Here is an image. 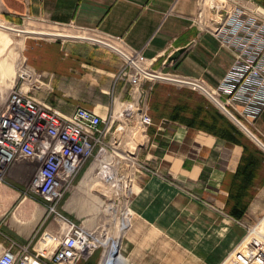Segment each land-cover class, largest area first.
I'll return each instance as SVG.
<instances>
[{"label": "crops", "instance_id": "1", "mask_svg": "<svg viewBox=\"0 0 264 264\" xmlns=\"http://www.w3.org/2000/svg\"><path fill=\"white\" fill-rule=\"evenodd\" d=\"M237 4L264 13V0H0V17L139 51L147 71L213 93L233 60L214 30L224 7ZM21 54L28 76L17 89L62 114L81 105L113 118L112 128L122 126L119 153L134 155L130 167L120 161L110 170L86 161L55 211L29 189L37 162L14 161L0 177V254L26 247L48 263L69 222L97 237L74 264H107L115 248L113 264H218L238 245L264 249V150L201 90L148 75L132 85L126 59L92 41L30 36ZM3 67L13 72L7 60ZM240 119L264 143V109ZM113 170L141 173L127 185ZM92 188L112 199L105 211L119 212L115 234L106 222L80 220ZM240 254L249 264L250 251Z\"/></svg>", "mask_w": 264, "mask_h": 264}, {"label": "built area", "instance_id": "2", "mask_svg": "<svg viewBox=\"0 0 264 264\" xmlns=\"http://www.w3.org/2000/svg\"><path fill=\"white\" fill-rule=\"evenodd\" d=\"M224 9V22L214 33L231 47L233 60L212 94L239 119H255L264 109V15L242 4ZM127 55L132 63L126 62L134 69L129 73V81L136 85L141 76L147 75L133 63L141 67L145 57L139 51ZM18 75L28 76L23 68ZM112 119L81 105L62 114L20 90L11 91L0 106V177L16 160L36 161L29 189L47 203L49 211H55L86 161L106 170L120 161L131 162L130 155L134 154L130 151L119 153L120 139L115 132L122 126L112 128ZM148 120L146 114L140 116L141 124ZM96 241L93 232L69 222L48 263L35 260L22 247L16 253L4 250L0 264H74ZM239 256L247 264V257ZM263 256L264 249H258L251 256L252 263L264 264Z\"/></svg>", "mask_w": 264, "mask_h": 264}, {"label": "rangeland", "instance_id": "3", "mask_svg": "<svg viewBox=\"0 0 264 264\" xmlns=\"http://www.w3.org/2000/svg\"><path fill=\"white\" fill-rule=\"evenodd\" d=\"M4 21L7 23L6 25L18 27L25 29L26 27L29 28V30H41V31H50V29H47V25L38 24L36 22H33L31 20H20L19 22H12L8 21L2 17H0V23ZM38 25H42L43 27H35ZM30 36H36V35H30V34H23V33H16V32H6L4 30H0V71L3 67V61H8V68L6 71H13L11 72H5V69L3 72H0V106L3 104L4 99L7 97V95L13 91V90H19L16 88L18 81L20 79L19 77V70L20 64L22 62V54H21V48L24 46L25 39ZM2 66V68H1ZM13 75V76H12ZM120 110V108H119ZM124 163H128V166L130 167V161H125ZM128 167V170H129ZM113 177L115 179H121L122 181L126 180L127 185H129V181H134V178H136L137 173H141V171H125L121 172V175L116 174V171H112ZM102 175V174H101ZM122 177V178H121ZM165 178L169 181H172L170 176H165ZM98 178H96V181ZM100 180V179H99ZM113 180H111L112 182ZM173 182V181H172ZM102 184V182H98V186ZM109 185V183H108ZM88 192L83 195V209L81 211V219H85L88 223V225H95L97 223H104L106 222V225L109 229L112 230L113 234L116 233V225L119 219V212L116 213L115 218L112 217V214L109 213L110 210L105 211L104 210V203H113L111 198H108L106 201L104 200V196H100L97 194L93 188L91 190L86 189ZM113 197V195L111 196ZM104 205H103V204ZM116 204V203H115ZM114 205V203H113ZM111 206V205H110ZM240 247V245H238ZM238 246L235 247L232 251L227 253V255L224 257L222 261H220L218 264H243L244 261L241 258V256L238 257V255L241 253L242 248L243 250L250 251V256L253 255L260 247H256L254 250H249V248L245 245H243L241 248ZM239 248V249H238ZM262 248V247H261ZM240 251V252H239ZM111 255V254H110ZM242 255V254H241ZM258 255V254H256ZM255 256V255H254ZM110 258V256H109ZM108 258V260H109ZM264 259V256L262 257ZM249 264H252V260L250 259Z\"/></svg>", "mask_w": 264, "mask_h": 264}, {"label": "water", "instance_id": "4", "mask_svg": "<svg viewBox=\"0 0 264 264\" xmlns=\"http://www.w3.org/2000/svg\"><path fill=\"white\" fill-rule=\"evenodd\" d=\"M0 28L11 31V32H16V33H23V34H30V35H37V36H45V37H55V38H67V39H82V40H87V41H92L101 45H104L113 51L117 52L120 54L122 57H124L127 61H130L128 55L122 51L120 48L116 47L112 43L105 41L100 38L92 37V36H87V35H79V34H70V33H62V32H54V31H41V30H29V29H22L18 27H13L9 26L3 23H0ZM131 62V61H130ZM132 63V62H131ZM133 65L139 70V72L154 77V78H160V79H166L169 81L173 82H178V83H183L187 85H191L199 90H201L221 111H223L243 132H245L254 142H256L263 150H264V143L237 117L235 116L219 99H217L209 90H207L204 86L201 84L191 81V80H186V79H180V78H175V77H170V76H163V75H158L149 71H144L140 66ZM112 254L114 258L118 254L117 248L112 250ZM107 264H113L112 262H108Z\"/></svg>", "mask_w": 264, "mask_h": 264}, {"label": "bare ground", "instance_id": "5", "mask_svg": "<svg viewBox=\"0 0 264 264\" xmlns=\"http://www.w3.org/2000/svg\"><path fill=\"white\" fill-rule=\"evenodd\" d=\"M263 15H264V13L263 12H261ZM0 30H4V29H1L0 28ZM4 31H6V32H9V31H7V30H4ZM23 71H24V69H23ZM140 131V130H139ZM136 132H138V131H136ZM139 134H141V132L139 133ZM133 152V151H132ZM106 177V176H105ZM124 216H125V214H124ZM126 218V217H125ZM125 223H127V220L125 219ZM94 247H96V246H94ZM114 260V256L112 257V261Z\"/></svg>", "mask_w": 264, "mask_h": 264}]
</instances>
